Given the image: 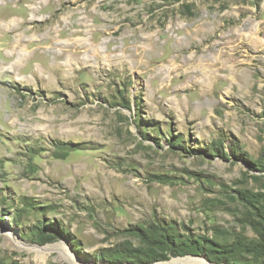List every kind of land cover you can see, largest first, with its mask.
<instances>
[{"label": "rangeland", "instance_id": "obj_1", "mask_svg": "<svg viewBox=\"0 0 264 264\" xmlns=\"http://www.w3.org/2000/svg\"><path fill=\"white\" fill-rule=\"evenodd\" d=\"M258 164L264 0H0V264L257 238Z\"/></svg>", "mask_w": 264, "mask_h": 264}, {"label": "trees", "instance_id": "obj_2", "mask_svg": "<svg viewBox=\"0 0 264 264\" xmlns=\"http://www.w3.org/2000/svg\"><path fill=\"white\" fill-rule=\"evenodd\" d=\"M258 165L260 166L261 164ZM252 167L254 166L252 165ZM252 226L257 233V238L242 236L239 237L236 242L222 244L220 249H205V246L199 241H192L191 243H187L184 240L180 241L174 234L169 233L166 229H163V231L161 230L160 235L152 238V228L142 229L141 232L138 233V237L142 240L148 239V241H151L149 242L150 248L135 249L132 254L122 252L117 254V259L123 257L136 264H144L147 262L151 263L154 261L168 260L172 256L206 252L210 258L217 263L231 264L233 262H243V264H264V209L262 207L259 209L256 222L252 223ZM156 247H159L158 251H156ZM239 249L251 255L252 258H243L240 260L238 254H242V251L237 253ZM107 257L113 258L112 256Z\"/></svg>", "mask_w": 264, "mask_h": 264}, {"label": "bare ground", "instance_id": "obj_3", "mask_svg": "<svg viewBox=\"0 0 264 264\" xmlns=\"http://www.w3.org/2000/svg\"><path fill=\"white\" fill-rule=\"evenodd\" d=\"M219 43L218 42H213L212 43V47L213 49H218L219 48ZM81 50V48H78L77 53H79ZM214 65V64H213ZM210 65V66H213ZM211 75H215V73L212 71ZM154 264H212L209 263L208 261H206L203 258L200 257H192V256H188V257H179V258H175L171 261H165V262H157Z\"/></svg>", "mask_w": 264, "mask_h": 264}]
</instances>
